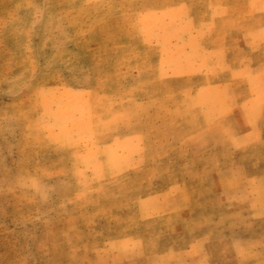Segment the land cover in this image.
<instances>
[{
    "label": "rangeland",
    "instance_id": "374dc122",
    "mask_svg": "<svg viewBox=\"0 0 264 264\" xmlns=\"http://www.w3.org/2000/svg\"><path fill=\"white\" fill-rule=\"evenodd\" d=\"M224 2L0 0V264H142L135 234L121 231L131 221L115 214L127 189L114 191L97 167L131 126L132 106L100 84L129 83L132 52L147 62L148 50L207 46ZM121 91L123 102L130 89ZM138 110L142 124L146 104ZM234 203L204 218L195 248L161 264H264L255 238L264 220Z\"/></svg>",
    "mask_w": 264,
    "mask_h": 264
},
{
    "label": "crops",
    "instance_id": "0c3cea01",
    "mask_svg": "<svg viewBox=\"0 0 264 264\" xmlns=\"http://www.w3.org/2000/svg\"><path fill=\"white\" fill-rule=\"evenodd\" d=\"M223 4L221 32L207 46L148 50L147 62L132 52L129 83L100 84L113 103L132 106L131 126L106 144L97 167L114 191L127 189L116 199L130 203L115 214L131 221L121 231L135 234L142 264L195 248L204 218L235 210V201L243 216L264 220V7ZM123 88L130 96L121 102ZM83 90L90 105L92 92ZM257 228L264 246V225Z\"/></svg>",
    "mask_w": 264,
    "mask_h": 264
}]
</instances>
